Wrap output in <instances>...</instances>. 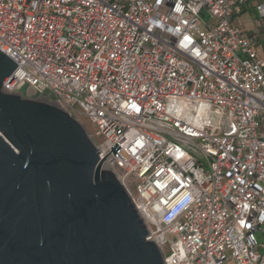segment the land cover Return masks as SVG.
<instances>
[{"label": "built area", "instance_id": "1", "mask_svg": "<svg viewBox=\"0 0 264 264\" xmlns=\"http://www.w3.org/2000/svg\"><path fill=\"white\" fill-rule=\"evenodd\" d=\"M0 50L6 92L89 119L165 264H264V0H0Z\"/></svg>", "mask_w": 264, "mask_h": 264}, {"label": "water", "instance_id": "2", "mask_svg": "<svg viewBox=\"0 0 264 264\" xmlns=\"http://www.w3.org/2000/svg\"><path fill=\"white\" fill-rule=\"evenodd\" d=\"M17 65L0 50V264H165L83 123L4 90Z\"/></svg>", "mask_w": 264, "mask_h": 264}, {"label": "rangeland", "instance_id": "3", "mask_svg": "<svg viewBox=\"0 0 264 264\" xmlns=\"http://www.w3.org/2000/svg\"><path fill=\"white\" fill-rule=\"evenodd\" d=\"M251 16H252V18H254V17H255V13L252 12ZM22 91L25 92V93L27 92V86H26V85L22 88ZM24 96H27V95H24ZM43 101H45V100H43ZM45 102H47V101H45ZM80 121H81V122L83 123V125H84L86 128H88L90 131L93 130V126H92V124H91V122L89 121L88 118H83V119H81ZM130 190H131L132 194H134V191H133L132 187L130 188Z\"/></svg>", "mask_w": 264, "mask_h": 264}, {"label": "crops", "instance_id": "4", "mask_svg": "<svg viewBox=\"0 0 264 264\" xmlns=\"http://www.w3.org/2000/svg\"><path fill=\"white\" fill-rule=\"evenodd\" d=\"M252 12L253 11L251 10L250 13L252 14ZM239 20L241 23L250 22V18H248V14H244V15L240 16Z\"/></svg>", "mask_w": 264, "mask_h": 264}]
</instances>
